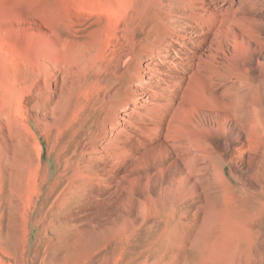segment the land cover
<instances>
[{"label": "bare ground", "instance_id": "1", "mask_svg": "<svg viewBox=\"0 0 264 264\" xmlns=\"http://www.w3.org/2000/svg\"><path fill=\"white\" fill-rule=\"evenodd\" d=\"M106 1L0 0V118L14 89L58 90L56 123L85 97L79 175L170 215L243 211L246 264H264V0H114L116 27L57 30L60 6Z\"/></svg>", "mask_w": 264, "mask_h": 264}, {"label": "rangeland", "instance_id": "2", "mask_svg": "<svg viewBox=\"0 0 264 264\" xmlns=\"http://www.w3.org/2000/svg\"><path fill=\"white\" fill-rule=\"evenodd\" d=\"M103 7L94 16L60 6L57 30L79 35L104 19L122 23L116 1L91 10ZM37 92L14 89L0 118V264H246L243 211L226 216L217 201L204 213L187 202L170 215L142 202L139 186L132 199L84 179L77 168L97 112L79 96L56 123L49 99L58 90Z\"/></svg>", "mask_w": 264, "mask_h": 264}]
</instances>
